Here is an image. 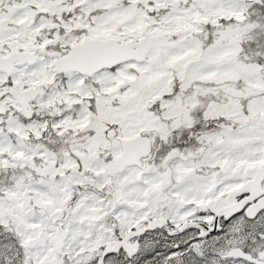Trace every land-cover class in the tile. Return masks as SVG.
Wrapping results in <instances>:
<instances>
[{
	"label": "snow or ice",
	"instance_id": "snow-or-ice-1",
	"mask_svg": "<svg viewBox=\"0 0 264 264\" xmlns=\"http://www.w3.org/2000/svg\"><path fill=\"white\" fill-rule=\"evenodd\" d=\"M0 264H264V0H0Z\"/></svg>",
	"mask_w": 264,
	"mask_h": 264
}]
</instances>
